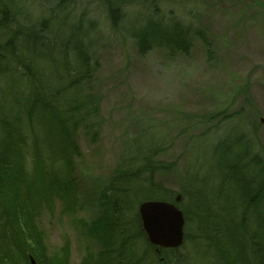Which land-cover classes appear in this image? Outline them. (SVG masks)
Returning <instances> with one entry per match:
<instances>
[{"label":"rangeland","instance_id":"374dc122","mask_svg":"<svg viewBox=\"0 0 264 264\" xmlns=\"http://www.w3.org/2000/svg\"><path fill=\"white\" fill-rule=\"evenodd\" d=\"M28 1L22 0L26 5ZM79 3L82 6L85 0ZM112 3L125 13L119 29L111 28L100 0L96 2L98 12L91 11L87 17L98 22L94 33L98 62L92 66L96 69L91 85L93 94L101 100L99 114L86 121L77 136L82 155L75 158L70 176L77 191V209L67 215L62 201L54 198V205L46 210L43 207L38 217L31 212L34 226L43 236L46 255L63 258L68 250L67 264L99 262L102 247L94 237L97 230L93 227L100 213L97 202L115 179L135 138H151L162 147L157 160L162 167L156 180L165 190L174 192L175 198L181 196L178 207L181 202L186 209L193 207L190 202L195 200L213 215V220L225 223L232 217L242 224L239 218L242 207L237 204V193L231 194L233 186L221 184L219 159L211 156L214 147L236 129L251 137L254 143L251 151L264 159V0H148L144 5L141 1L112 0ZM83 13L87 14L82 7L71 8L73 16L80 17ZM140 20L191 25L195 35L191 36L188 47L173 48L174 44L156 42L141 55L134 40L137 33L132 29ZM168 29L175 32L177 28ZM32 40L38 47L45 46L50 51L61 48L52 35ZM55 83L58 87L61 85L60 80ZM19 91L27 94L24 89ZM88 91L84 89L85 93ZM21 109L8 116L9 123L17 124V128L26 125L27 135L31 129L38 128L39 143L43 146L47 143L59 151L57 133L48 135L47 127L52 125L58 130L57 122L50 115L41 114L39 117L44 120L40 123L43 126H39V118H28ZM222 113L231 119L222 122ZM23 140L20 167L25 171L20 176L26 179L21 182L28 188L35 179L42 180L38 174L42 166L40 161L36 162V140L30 136H24ZM236 140L232 138L229 144L225 143V155L232 153V147L235 149L232 143ZM49 150L48 147L43 157L50 155ZM10 160H14L13 154ZM44 164L48 171L58 167L54 172L61 174L60 165L53 168L52 164ZM10 176L8 181L12 179ZM32 176L36 177L32 179ZM45 182L40 186H47L49 182ZM27 188L21 194L23 199ZM43 190L39 188V192ZM51 192L60 194L58 199L62 200L63 194L56 188ZM259 211V219L264 221L263 210ZM2 212L0 206V218ZM255 217L246 216V228L255 230ZM184 220L185 237L179 246L182 248L179 264H198L194 244L197 224L195 219L186 224L185 215ZM1 224L0 234L4 233L7 245H12L8 250L12 263L18 264L21 258L20 264H30L27 247L15 229ZM13 242L18 246L16 253L12 250ZM141 245L143 253L145 245ZM202 248L206 249L203 245ZM148 257L152 258L151 252Z\"/></svg>","mask_w":264,"mask_h":264},{"label":"trees","instance_id":"16d2710c","mask_svg":"<svg viewBox=\"0 0 264 264\" xmlns=\"http://www.w3.org/2000/svg\"><path fill=\"white\" fill-rule=\"evenodd\" d=\"M100 1L106 9L104 13L108 16L111 28L119 29L125 13L113 5L112 0ZM130 1H141L143 5L148 2ZM96 2L85 0V4L80 6L79 0H52L51 3L46 0H29V5H26L22 0H0V206L3 209L0 223L15 229V234L26 245V251L36 264H67L65 257L69 256L68 250L63 258L46 255L43 236L34 226L35 219L31 218V212L34 211V216L38 217L43 207L44 210L52 207V199L60 195L51 192L54 188L63 194L61 201L67 212H75L74 209H77V191L70 177L74 172L75 158L82 155L77 136L83 124L99 114L101 100L93 94L91 85L96 69L92 66L98 62L95 55L97 39L94 34L98 22L94 18H87L91 11L98 12ZM72 7H82L87 14L73 16ZM167 27L177 29L171 32ZM132 29L137 33L134 40L141 55L156 42L165 41L169 46L174 44L173 48L188 47L191 36L195 35L191 25L184 26L177 22L170 25L163 20H140ZM64 30L65 34H62ZM48 35H52L61 44L59 50L50 51L32 42L33 37ZM58 80L61 81L59 87L55 83ZM17 89H24L27 94ZM84 89H89L90 93H85ZM20 108L28 118H39V126H43L40 124L44 120L39 117L41 114L44 117L50 115L57 122L58 130L52 125L47 127L48 135L56 131L61 145L59 151L47 143L46 146L39 143L38 128L31 129L27 135L26 125L17 128V124L9 123V117ZM222 115V122L231 119L225 113ZM23 135L36 140V162L40 161L42 166V171L38 173L42 180L35 179L28 188H24L21 182L24 178L20 176L25 171H21L20 167L21 143L25 141ZM140 138H135L130 144L128 156L124 157L115 179L98 199L100 213L93 227L97 230L94 237L100 242L102 251L96 264L180 263L178 255L182 248L156 251L149 244L140 223L137 208L142 201L171 202L175 199L174 192L165 190L156 180L159 167H162V163L157 161L163 152L162 147L151 138ZM232 138L237 139L232 143L235 149L232 147V153L225 155L224 145L229 144ZM252 141L249 135L234 129L228 133L225 141L214 147L215 152L211 154L212 158L219 159L221 184L228 183L230 187L233 186L231 194L237 193V204L242 207L239 217L242 224L232 217L226 223L213 220V215H209L205 207L195 200L190 202L193 207L187 209L182 206V202L179 204L186 224L192 222V219L197 224L194 244L198 264H264V221L259 219L260 209L264 216V159L251 151L254 145ZM48 147L50 155L43 157ZM11 154L14 160H10ZM46 162L52 164L53 168L60 165L61 174L54 172L58 167L48 171L44 164ZM7 176L12 179L8 181ZM45 181L49 182L48 185L43 184L44 190L39 192V188L42 189L41 183ZM26 188L28 193L24 194L26 198L23 199L21 194ZM249 214L256 216L255 230L246 228L245 219ZM10 244L7 245L5 234H0V264H14L8 251L12 246ZM141 244L145 245L143 253ZM14 245L13 242L12 250L16 253L18 246ZM202 245L206 247L205 250ZM150 252L152 258L148 257ZM18 260L22 262L21 258Z\"/></svg>","mask_w":264,"mask_h":264},{"label":"water","instance_id":"95a60500","mask_svg":"<svg viewBox=\"0 0 264 264\" xmlns=\"http://www.w3.org/2000/svg\"><path fill=\"white\" fill-rule=\"evenodd\" d=\"M139 212L150 242L167 248L181 246L185 220L180 210L163 202H147Z\"/></svg>","mask_w":264,"mask_h":264}]
</instances>
